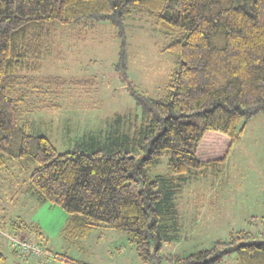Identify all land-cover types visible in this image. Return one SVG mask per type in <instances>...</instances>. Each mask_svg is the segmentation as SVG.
<instances>
[{
  "label": "trees",
  "instance_id": "16d2710c",
  "mask_svg": "<svg viewBox=\"0 0 264 264\" xmlns=\"http://www.w3.org/2000/svg\"><path fill=\"white\" fill-rule=\"evenodd\" d=\"M136 12L168 38L162 51L175 66L162 97L129 84L140 112L142 158L94 148L93 138L85 149L59 152L48 137L31 134L22 117L29 89L41 95L63 79L38 74L50 24L108 23L120 39L116 66L125 79L127 19ZM258 113H264V0H0V171L20 159L31 162L27 190L67 212L71 238L100 225L114 228L126 233L142 264H160L163 244L179 239L173 197L190 173L222 164ZM165 155L168 173L152 178L149 171ZM12 221L18 237L27 239ZM25 227L42 237L38 225ZM262 235L231 230L210 248L171 259L224 264L233 255L236 264H264ZM53 254L61 264H76ZM5 261L0 252V264Z\"/></svg>",
  "mask_w": 264,
  "mask_h": 264
},
{
  "label": "rangeland",
  "instance_id": "374dc122",
  "mask_svg": "<svg viewBox=\"0 0 264 264\" xmlns=\"http://www.w3.org/2000/svg\"><path fill=\"white\" fill-rule=\"evenodd\" d=\"M127 22L125 79L116 66L120 39L108 23L92 27L83 22L50 24L54 31L45 42L38 74L63 79L49 89L42 88L43 95L29 89L28 94L33 95L23 103L22 117L31 134L48 137L59 152L85 149L84 144L93 138L94 148L127 151L142 158L144 151L136 146L140 112L129 84L149 97H162L175 66L173 56L162 51L168 38L151 17L136 12ZM71 79L78 82H68ZM243 131L222 164L190 173L173 197L179 239L163 244L160 264H174L171 256L210 248L215 239L225 240L231 230L263 236L264 113L252 117ZM168 159L163 156L149 175H166ZM33 168L31 162L20 159L0 171V252L6 255L4 264H25L23 260L61 264L60 260L48 263L44 258H16L8 237L19 233L12 220L27 233V239L48 246L49 252L67 255L76 264H142L124 231L100 225L85 237H69L67 212L58 204L38 201L27 190ZM32 224L42 230V237L25 227ZM223 263L236 264L235 257L226 256Z\"/></svg>",
  "mask_w": 264,
  "mask_h": 264
},
{
  "label": "built area",
  "instance_id": "2783aa9c",
  "mask_svg": "<svg viewBox=\"0 0 264 264\" xmlns=\"http://www.w3.org/2000/svg\"><path fill=\"white\" fill-rule=\"evenodd\" d=\"M9 241L11 250L16 254L19 259L28 257H37L38 259L44 258L48 263H56L59 259L41 244L29 239H20L15 235H10Z\"/></svg>",
  "mask_w": 264,
  "mask_h": 264
},
{
  "label": "crops",
  "instance_id": "0c3cea01",
  "mask_svg": "<svg viewBox=\"0 0 264 264\" xmlns=\"http://www.w3.org/2000/svg\"><path fill=\"white\" fill-rule=\"evenodd\" d=\"M42 231V230H41ZM46 245V244H45ZM47 248H48V250L50 249L48 246H47ZM50 251H52V250H50ZM53 252V251H52ZM12 253H13V251H12ZM53 253H57V254H59L58 252H53ZM60 255V254H59ZM14 256L16 257V255L14 254ZM17 258V257H16ZM24 262H25V264H29L27 261H25V260H23ZM30 264H36L35 262L34 263H30Z\"/></svg>",
  "mask_w": 264,
  "mask_h": 264
}]
</instances>
